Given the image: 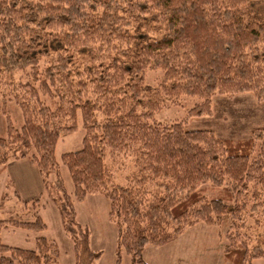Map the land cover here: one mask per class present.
<instances>
[{"label":"trees","instance_id":"16d2710c","mask_svg":"<svg viewBox=\"0 0 264 264\" xmlns=\"http://www.w3.org/2000/svg\"><path fill=\"white\" fill-rule=\"evenodd\" d=\"M249 1L0 0V114L6 118L0 174L10 159L36 166L72 239L75 264H94L101 255L76 221L73 200L89 193L109 202L114 264L122 252L130 264H150L141 256L145 244H165L198 222L228 225L223 256L232 264L264 256V245L250 246L240 233L250 202L260 205L264 126L232 139L155 117L164 101L177 104L183 96L196 99L188 116L211 114L214 94L264 97V22L249 20ZM152 20L161 36L141 37L138 30ZM84 51L93 62L80 70L75 58ZM149 69L162 71L155 87L145 82ZM10 101L21 112L20 127L11 120ZM79 120L81 148L61 154L71 196L55 148ZM125 152L133 153L135 172L128 184H115L106 155ZM34 212L33 220L0 218V263H58L57 244L45 236L35 238L34 248L2 242L8 226L44 230Z\"/></svg>","mask_w":264,"mask_h":264},{"label":"rangeland","instance_id":"374dc122","mask_svg":"<svg viewBox=\"0 0 264 264\" xmlns=\"http://www.w3.org/2000/svg\"><path fill=\"white\" fill-rule=\"evenodd\" d=\"M246 9L250 21L264 22V0L249 1ZM138 33L147 39L161 36L159 25H156L153 20L148 21L146 27L139 29ZM92 62V54L89 51H84L75 58V65L80 70L90 67ZM161 76V70L149 69L145 75V82L155 87L159 84ZM195 102V98L187 96L181 97L177 104L164 101L162 109L155 113V117L168 122L180 121L184 128L188 129L209 128L217 136L232 139L248 137L252 129L264 126V97L259 99L253 92L214 94L211 98V114L188 116V108ZM8 112L13 124L20 127L22 115L13 101L8 103ZM5 134L6 118L5 115L0 114V136ZM83 134L84 130L79 120L78 127L74 131L60 136L55 148L60 176L66 191L71 196H73V184L66 165L61 161V154L81 148ZM106 164L111 173V181L115 184H128L135 172L134 155L131 152L115 156L107 153ZM54 178V174L50 175V179ZM6 183L10 186L6 187ZM15 191L16 188L7 172L1 173L0 197L4 192L8 193V197L4 207H0V218L15 216L23 220H33L34 211H37L46 224V228L42 231H34L19 226H8L1 230L2 242L12 246L34 248L35 238L45 236L57 244V264H75L73 242L63 231L56 205L46 197L44 192L34 204L30 203L31 200L21 201ZM259 202L260 205L257 204L254 208L251 207L250 202L245 215V226L240 232L250 246L264 245V187ZM73 203L77 223L87 227L89 231V248L101 251L100 257L94 264H114L116 228L108 217L107 198L100 193H89L81 200L74 199ZM227 230L226 223L215 225L198 222L186 227L176 238L165 244H145L141 256L150 264H232L223 256ZM130 262L131 256L122 252L119 264H130ZM251 262L264 264V256L253 258Z\"/></svg>","mask_w":264,"mask_h":264},{"label":"crops","instance_id":"0c3cea01","mask_svg":"<svg viewBox=\"0 0 264 264\" xmlns=\"http://www.w3.org/2000/svg\"><path fill=\"white\" fill-rule=\"evenodd\" d=\"M10 176L21 201H30L40 197L43 193V184L35 165L28 159L10 160L5 171Z\"/></svg>","mask_w":264,"mask_h":264}]
</instances>
